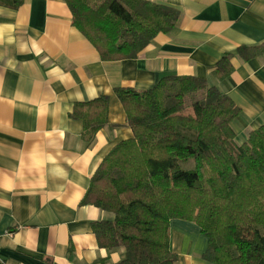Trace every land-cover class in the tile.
Listing matches in <instances>:
<instances>
[{
  "label": "crops",
  "instance_id": "obj_1",
  "mask_svg": "<svg viewBox=\"0 0 264 264\" xmlns=\"http://www.w3.org/2000/svg\"><path fill=\"white\" fill-rule=\"evenodd\" d=\"M179 11L136 58L103 61L72 24L65 0L0 4V257L5 264H109L122 250L99 247L92 223L108 217L82 203L92 175L119 142L133 136L114 88L148 90L165 75L196 76L239 108L238 142L264 124V0H149ZM231 54L233 71L214 70ZM107 95V124L87 142L74 105ZM177 264H210L208 240L192 221L169 223Z\"/></svg>",
  "mask_w": 264,
  "mask_h": 264
},
{
  "label": "trees",
  "instance_id": "obj_2",
  "mask_svg": "<svg viewBox=\"0 0 264 264\" xmlns=\"http://www.w3.org/2000/svg\"><path fill=\"white\" fill-rule=\"evenodd\" d=\"M23 0H0L17 8ZM72 24L103 61L136 58L159 33L173 29L179 11L149 0H65ZM243 59L264 54V42L240 46ZM231 54L214 76L232 71ZM133 136L117 143L90 180L82 203L108 213L92 223L99 247L121 256L109 264H177L172 219L194 222L210 264H264V124L242 143L231 122L239 108L196 76L165 75L151 89L114 88ZM109 98L74 105L92 141L107 124ZM103 264V260H100Z\"/></svg>",
  "mask_w": 264,
  "mask_h": 264
},
{
  "label": "built area",
  "instance_id": "obj_3",
  "mask_svg": "<svg viewBox=\"0 0 264 264\" xmlns=\"http://www.w3.org/2000/svg\"><path fill=\"white\" fill-rule=\"evenodd\" d=\"M0 264H5V261L1 257H0Z\"/></svg>",
  "mask_w": 264,
  "mask_h": 264
}]
</instances>
